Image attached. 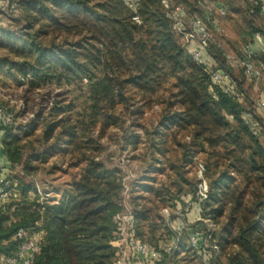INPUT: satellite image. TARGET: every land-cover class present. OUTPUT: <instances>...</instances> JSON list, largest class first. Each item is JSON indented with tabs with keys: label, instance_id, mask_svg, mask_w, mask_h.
Listing matches in <instances>:
<instances>
[{
	"label": "trees",
	"instance_id": "trees-1",
	"mask_svg": "<svg viewBox=\"0 0 264 264\" xmlns=\"http://www.w3.org/2000/svg\"><path fill=\"white\" fill-rule=\"evenodd\" d=\"M129 1L133 8L125 0H11L17 10L0 6V49L6 51L0 74L29 90L55 84L74 86L83 94L78 108L57 100L47 115L39 111L33 128H6L3 148L14 170L8 177L20 199L14 209L0 213V253L17 249L19 228L41 222L36 230L43 232V241L33 264H114L115 219L125 210L127 186L123 170L101 158L100 136L119 125V105L128 107L142 95L146 103L157 97L162 105L148 147L155 156L180 151L177 161L182 164L176 161L171 167L188 188L181 184L173 190L147 178L132 190L130 209L138 237L155 247L170 241L176 232L159 211L172 206L184 213L185 196L191 208L183 219L188 225L197 218L211 220L215 230L206 234L220 249L219 254L205 249V235L196 249L181 238L179 249L156 264H179L185 259L181 252L200 258V264H214L221 255L227 264H264L263 118L244 106L246 92L227 64L234 62L217 41L209 42L199 64L192 47L181 44L162 0ZM262 5L259 1L250 10L252 17L263 13ZM3 21L21 27L13 30ZM249 24L250 38L264 35L263 26ZM255 54V62L264 65V51ZM218 71L230 75L229 92L213 81ZM166 91L168 97L162 96ZM42 118V135L36 138ZM251 121L258 124V135L251 131ZM125 140L137 143L136 137ZM57 154L71 155L81 168L58 198L42 202L30 177ZM198 154L205 155L206 197L198 194L199 181L186 179L183 171L196 165ZM159 165L154 170L164 172L165 162ZM193 210L195 217H189ZM194 227L185 229L187 239Z\"/></svg>",
	"mask_w": 264,
	"mask_h": 264
},
{
	"label": "rangeland",
	"instance_id": "rangeland-1",
	"mask_svg": "<svg viewBox=\"0 0 264 264\" xmlns=\"http://www.w3.org/2000/svg\"><path fill=\"white\" fill-rule=\"evenodd\" d=\"M259 1L264 4V0H171L170 6H165V8L171 10L172 5H182L185 10L183 26L180 29H176V34L181 44L186 45L188 48L199 44V38L193 32L192 19L200 17L211 28L212 39L217 41L225 52L238 54L248 45L247 42L250 43L254 52H261L264 47L260 46V43L255 40L256 36L253 39L249 35L251 31L250 21H253L258 28L264 27V12L253 17L250 14V10ZM3 4L4 2L0 0V6ZM208 6H212L214 10L212 15L207 12L206 8ZM221 8L226 9L224 15L219 11ZM206 16L209 18V23L205 18ZM213 20L218 24L216 28L211 25ZM136 21L141 23L139 18ZM3 22L7 27L12 26L11 29L13 30L21 27V25ZM260 37L264 43V35H260ZM5 54L6 51L0 49V57ZM227 64L231 67L233 76L241 83L242 88L246 92L247 97L243 101L244 106L251 110L259 119L263 118L262 120L264 121V111L260 109V102L264 96V80L252 78L238 64L228 62ZM161 94L164 97H168V91ZM161 94L158 96H161ZM79 95L83 94L74 86L60 87L55 84L29 90L28 86L19 85L10 76L0 74V106L8 108L14 114L16 126L20 129L33 128L39 111L43 110V116L47 115L49 109L57 100H63V104L74 102L78 108V105L83 100L78 98ZM161 109L162 105L157 102V97H152L151 101L146 103L142 95H136L135 101H132L128 107L118 106L119 125L106 128L100 136L103 146L101 158L123 170L127 186L125 202H127L126 204L129 208L131 205L130 192L137 189L141 184L147 183V178H156L155 185H166L173 190H176L178 185L182 186L181 184H184L183 188L185 190L188 188L184 180L175 177L174 169L171 167L179 160L180 151L171 150L166 156H155L153 154L154 151L148 147L149 140L152 139V130L159 122ZM37 123L36 138H39L45 125L43 118ZM94 135L99 136V131L96 130ZM126 137H136V145L134 146L127 142L125 140ZM261 140L264 144V137ZM204 158L205 155L198 154L196 157L194 156L193 160L196 165H186L183 167V171L186 179L199 181L198 194L206 197L209 181L204 174ZM74 160L69 154L64 156L57 154L46 164L42 165L30 178H33L37 188L42 193H48L49 198H58L59 194L67 188L80 171L81 164L76 165ZM162 162H165L166 170L158 173L154 168H159V164ZM177 162L179 165L182 164V162ZM184 200L186 203L188 202L184 213L172 206L162 208L159 213L164 217L167 226L174 232H180L181 238L189 246L190 240L186 237L185 229L180 230L178 228L179 223L177 224L179 217L183 218L186 213L190 212L191 202L185 196ZM197 209L198 207L195 208V210ZM205 224L208 225L207 223ZM218 226L220 230V225ZM164 238L167 239V236H164ZM165 239L163 242L166 241ZM179 257H185L179 264L201 263L200 258L195 259L194 256H189L186 252H181ZM214 264H227V258L221 255Z\"/></svg>",
	"mask_w": 264,
	"mask_h": 264
},
{
	"label": "built area",
	"instance_id": "built-area-1",
	"mask_svg": "<svg viewBox=\"0 0 264 264\" xmlns=\"http://www.w3.org/2000/svg\"><path fill=\"white\" fill-rule=\"evenodd\" d=\"M125 1L130 7H134L133 1ZM3 2L9 9L17 10L18 8L17 4L12 3L11 0H4ZM170 2L171 0H162V3L166 7L170 6ZM206 9L209 15L213 14L214 10L212 6H208ZM219 11L223 15L226 13V9L223 8ZM262 12H264V4L262 5ZM171 15L174 20L175 28L180 29L183 26V18L185 15L183 6L172 5ZM134 19L138 20V17ZM211 25L213 28H216L218 24L213 20ZM192 28L197 38H199V44L191 48L192 56L199 64H202L205 61L204 56L209 42L214 41L211 36V28L200 17H194L192 19ZM256 37H260V35L257 34ZM262 51H264V48ZM255 56L256 54L250 46L244 48L243 55L241 56L226 52L228 61L239 64L252 78L264 80V65L262 63H256L254 60ZM213 81L216 84H224L226 92L231 90V77L227 72H216L213 75ZM260 109L264 111V96L260 102ZM249 124L253 134L258 135L260 131L258 124L253 121L249 122ZM15 125L16 118L14 114L8 108L0 106V128L5 132L6 128ZM37 189L42 202L50 197L48 193L44 194L39 188ZM19 199L20 191L16 188L14 179L8 176L0 177V213H5L14 209ZM194 208H197V205H194ZM115 220L118 227L116 233L117 237L112 241V245L117 249L114 264H156L160 262L165 255L175 252L180 247V232H176L170 241L164 242L158 247L152 246L141 240L136 232V222L133 213L126 202L125 210L118 214ZM179 220L178 228L180 230L195 225V231L189 235L192 248L196 249L200 245V237L205 235L203 242L205 249H210L211 253L219 254V246L215 243L211 244L206 234L215 230V224L211 220L197 218L191 225H188L183 218L179 217ZM199 222H204V224L207 223L209 226L206 224V226L198 224ZM40 224L41 222H37L35 228H19L15 235V239L19 241L17 249L12 254L0 253V264H33L36 256L41 250L43 241V232L36 230V228L40 227Z\"/></svg>",
	"mask_w": 264,
	"mask_h": 264
},
{
	"label": "crops",
	"instance_id": "crops-1",
	"mask_svg": "<svg viewBox=\"0 0 264 264\" xmlns=\"http://www.w3.org/2000/svg\"><path fill=\"white\" fill-rule=\"evenodd\" d=\"M255 40L260 43V46L261 45L264 46V43L262 42L263 39L261 37H256ZM263 48L261 50H263ZM4 136H5V132L3 131L2 128H0V177L10 176L14 174V170H12L11 163L9 162L7 156L4 153V148H3ZM194 210L191 214H189V217H195L193 216L194 213H196ZM179 222L180 220L178 219L177 224Z\"/></svg>",
	"mask_w": 264,
	"mask_h": 264
}]
</instances>
